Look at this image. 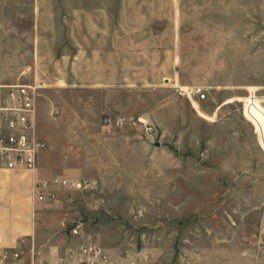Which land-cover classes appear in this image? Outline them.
Returning a JSON list of instances; mask_svg holds the SVG:
<instances>
[{"label":"rangeland","instance_id":"1","mask_svg":"<svg viewBox=\"0 0 264 264\" xmlns=\"http://www.w3.org/2000/svg\"><path fill=\"white\" fill-rule=\"evenodd\" d=\"M171 12L200 82L190 88L207 100L180 117L177 135L166 134L167 93L116 126L118 113L101 96L57 82L60 60L77 53L71 34L84 38L93 17L128 33L144 27L136 17ZM1 81L42 87L36 129L57 149L55 166L67 178L95 180L75 189L79 212L65 231L80 221L138 262L143 255L135 264L151 254L158 264H255L264 256V107L254 101L243 110L250 88L264 93V0H0ZM185 98L179 90L174 102Z\"/></svg>","mask_w":264,"mask_h":264},{"label":"crops","instance_id":"2","mask_svg":"<svg viewBox=\"0 0 264 264\" xmlns=\"http://www.w3.org/2000/svg\"><path fill=\"white\" fill-rule=\"evenodd\" d=\"M177 21L173 12L165 17H136L133 24L144 27H133L128 33H111L109 17H93L89 23L92 31L87 27L84 38L80 37L82 34H71L77 53L68 61L60 60L57 82L101 96L105 108H115L117 117L122 118L121 125L144 115L143 105L149 104V96L167 93L173 102L165 111L166 134L177 135L180 117L185 119L184 116L199 113L207 101L187 96L182 104L174 102L180 89L200 83L191 75L183 58ZM157 22L163 27H155ZM41 131L35 128V135L44 141ZM121 136L127 137L126 134ZM50 137L47 135L46 139L49 141ZM56 150L52 147L41 151L34 171L0 169V248L21 250L27 263L34 260L67 264L74 260L78 246L92 244L101 248L113 264L141 263L143 255L138 262L130 250L110 245L82 226L76 236L65 231L79 211L74 203L75 189L53 184L55 179H70L65 177L69 170L55 166ZM39 181L48 184L55 194L53 199L37 200L34 186ZM151 258L149 262L144 257L143 264H158L152 254ZM255 264H264V256L256 257Z\"/></svg>","mask_w":264,"mask_h":264},{"label":"built area","instance_id":"3","mask_svg":"<svg viewBox=\"0 0 264 264\" xmlns=\"http://www.w3.org/2000/svg\"><path fill=\"white\" fill-rule=\"evenodd\" d=\"M42 87L37 82H0V169L34 171L37 167V158L46 148L43 140L35 135L36 103ZM187 96L196 95L198 100H204L206 95L200 93L198 87L180 89ZM257 101L264 107V93L259 90H248L245 102L248 107ZM108 122V119H106ZM254 126V123L250 121ZM115 124L120 126L122 118L116 117ZM256 132V128L254 127ZM257 134V133H256ZM54 185L64 188H90L91 182L75 179H55ZM37 200L53 199L55 194L45 182H37L34 186ZM82 226L80 221L73 224L68 231L70 236H76ZM257 247L264 254V231L261 232ZM0 264H53L32 260L27 263L21 250L17 248H0ZM67 264H113L110 257L98 246L84 244L78 246L74 260Z\"/></svg>","mask_w":264,"mask_h":264},{"label":"bare ground","instance_id":"4","mask_svg":"<svg viewBox=\"0 0 264 264\" xmlns=\"http://www.w3.org/2000/svg\"><path fill=\"white\" fill-rule=\"evenodd\" d=\"M182 90H185V89H182Z\"/></svg>","mask_w":264,"mask_h":264}]
</instances>
